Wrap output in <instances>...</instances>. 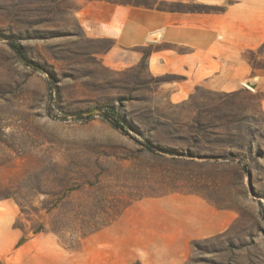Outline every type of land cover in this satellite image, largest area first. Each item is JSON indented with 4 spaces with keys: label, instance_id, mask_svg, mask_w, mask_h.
<instances>
[{
    "label": "rangeland",
    "instance_id": "rangeland-1",
    "mask_svg": "<svg viewBox=\"0 0 264 264\" xmlns=\"http://www.w3.org/2000/svg\"><path fill=\"white\" fill-rule=\"evenodd\" d=\"M102 2L174 6L0 0V264H99L94 234L171 193L233 215L178 264H264V92L246 80L177 92L182 77L148 60L166 45L126 51L85 34L80 14ZM247 59L264 75V46Z\"/></svg>",
    "mask_w": 264,
    "mask_h": 264
},
{
    "label": "crops",
    "instance_id": "crops-1",
    "mask_svg": "<svg viewBox=\"0 0 264 264\" xmlns=\"http://www.w3.org/2000/svg\"><path fill=\"white\" fill-rule=\"evenodd\" d=\"M159 1L174 6L93 3L80 14V24L87 36L110 40L121 50L166 45L152 50L148 60L158 72L182 77L177 92L201 86L233 91L249 79L255 91L264 92V75L254 73L247 59L264 46V0ZM187 4L212 8L190 10ZM232 219L230 210L196 194L144 198L93 235L92 257L99 264H125L133 257L145 264H178L192 240L221 233Z\"/></svg>",
    "mask_w": 264,
    "mask_h": 264
},
{
    "label": "trees",
    "instance_id": "trees-1",
    "mask_svg": "<svg viewBox=\"0 0 264 264\" xmlns=\"http://www.w3.org/2000/svg\"><path fill=\"white\" fill-rule=\"evenodd\" d=\"M184 8H187L190 10H209L212 7H208L205 5H189V4H187V5H184ZM9 45L13 49H15V51L18 52L19 54L22 53V49H21L20 45L14 43L13 41H9ZM103 116H104V118H106L111 123L112 126L119 128V129L123 130L124 132L126 131L124 126L122 125V123L119 121V119L116 118L114 115L110 114L109 112H103ZM145 147L151 151L154 150L153 145L147 144V145H145Z\"/></svg>",
    "mask_w": 264,
    "mask_h": 264
},
{
    "label": "water",
    "instance_id": "water-1",
    "mask_svg": "<svg viewBox=\"0 0 264 264\" xmlns=\"http://www.w3.org/2000/svg\"><path fill=\"white\" fill-rule=\"evenodd\" d=\"M246 83H247L248 85H250L252 88H255V87H256V84L253 83L252 81H250V79H249V80H246ZM91 112H92V111H91Z\"/></svg>",
    "mask_w": 264,
    "mask_h": 264
}]
</instances>
